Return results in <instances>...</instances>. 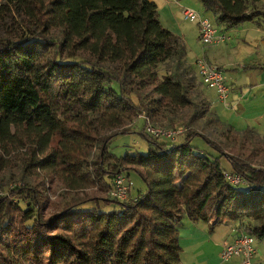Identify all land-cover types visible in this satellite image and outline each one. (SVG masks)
I'll return each instance as SVG.
<instances>
[{
    "label": "trees",
    "instance_id": "1",
    "mask_svg": "<svg viewBox=\"0 0 264 264\" xmlns=\"http://www.w3.org/2000/svg\"><path fill=\"white\" fill-rule=\"evenodd\" d=\"M199 1L223 30L264 27L262 0ZM187 55L186 41L162 24L152 0L0 4V264H183L184 218L208 223L209 231L233 222L264 239V135L236 131L206 98L193 96ZM166 63L173 67L160 76ZM242 68L264 70V63ZM183 108L220 140L190 121L172 144L147 133L145 121L146 153L111 151L138 115ZM195 136L218 155L194 145ZM130 172L146 188L126 200L70 196L46 215L47 182L107 191Z\"/></svg>",
    "mask_w": 264,
    "mask_h": 264
},
{
    "label": "crops",
    "instance_id": "2",
    "mask_svg": "<svg viewBox=\"0 0 264 264\" xmlns=\"http://www.w3.org/2000/svg\"><path fill=\"white\" fill-rule=\"evenodd\" d=\"M152 1L157 4L158 11L172 6V10L175 8L178 16L183 6L199 9L193 0ZM198 2L200 3L199 0ZM194 23L193 28L178 27L180 30L178 35L182 36L187 43L188 63L192 64L198 75L196 61L199 58H205L208 62L218 65L230 87L229 97L224 101L217 92H211L202 84L211 109L238 132L253 128L258 134L264 135V70L252 68L243 71L240 69L244 64L264 63L263 27L253 24L240 25L241 27L237 29L228 30L232 35L227 42L204 45L200 40L199 27L196 22ZM251 33L253 36L249 42L247 38ZM179 232L183 264H241V259L237 257L223 259L226 245L233 242L240 233L235 223L228 222L209 231L208 223L191 222L188 218H184L179 223ZM255 246L256 259L264 264V239H257Z\"/></svg>",
    "mask_w": 264,
    "mask_h": 264
},
{
    "label": "rangeland",
    "instance_id": "3",
    "mask_svg": "<svg viewBox=\"0 0 264 264\" xmlns=\"http://www.w3.org/2000/svg\"><path fill=\"white\" fill-rule=\"evenodd\" d=\"M7 0H0V4L5 2ZM195 2V5L197 7H199V9L195 8L197 11H200L202 14L209 16L213 19L214 22L215 18L213 16L212 12L206 11L205 8L203 7L202 3L200 4L198 2V0H193ZM262 5V6H261ZM177 6V5H176ZM185 7H189V6H185ZM258 8L264 9V1L263 3H260L258 5ZM159 15H160V19L162 24L170 29L172 32H174L175 34H178L180 32L179 28L181 27H194V22L185 19L181 13L180 16L176 15V11L175 8L172 10V6H170L169 8H163V10H159ZM254 25L255 24L253 22H246L244 24H242L241 26H250V25ZM238 26V27H241ZM179 27V28H178ZM237 29V27H235ZM234 28H231V30ZM235 29V30H236ZM264 29V27H263ZM235 33V32H234ZM232 35V34H231ZM251 36H253V34L251 33V35L247 38L248 41L250 42V38ZM264 53V51H263ZM188 63V61H187ZM190 64V63H188ZM190 69L192 70L194 76H195V80L192 81V90L191 93L194 94L193 96H199L197 98V100L199 101L200 98H206L202 89V83L200 81V77L198 75L197 70L192 66V64H190ZM173 67V63H166L163 64L159 67V75L163 76L165 73H167L168 70H170ZM196 68L197 64H196ZM241 70L245 71V69H243L242 67H240ZM204 88L210 89L207 86H204ZM211 92L215 93L217 92L215 89H210ZM194 112L193 108H183V109H177L174 111H171L170 113H167L165 115H161V116H152V115H148L146 113H142L140 115H146L150 122L152 123V125L156 126V127H160V128H168V129H176V128H182L183 132L182 135H179L175 140L170 141L168 139H160V140H168V142L175 144L177 142H180L184 139L185 137V133H186V122H190L193 123L192 126L194 129L207 134L209 137H211L214 140H220V136L219 133L215 130V128L211 127V126H207L204 121L202 120H198L197 118L193 119L192 118V114ZM140 115H138L137 117H135L134 122L132 128L134 129L133 132L130 133H126V134H119L116 135L112 142H111V151L118 154V155H124L126 153V151H140L143 153H146L149 149V142L147 141V139L145 137H143V135L141 134V131L144 129L145 126V119L143 117H141ZM172 118L175 120L174 123H171ZM173 124V126H172ZM129 126V127H131ZM174 127V128H172ZM248 134V133H247ZM247 139L249 142H251L252 140L250 139L249 135L247 136ZM192 143L196 146H198L200 149H203L204 151H207L209 153H211L212 155L217 156L218 153L213 150L208 144L207 142L200 136H195L192 139ZM221 162L222 165L224 167V169L230 171L231 169V165L229 163V161L225 158L222 157L221 158ZM126 173H124L125 175ZM6 176H9V171L5 173ZM126 176V175H125ZM128 179V195H130L129 191L131 190L132 194H137L139 192V190H144L146 188V184L144 182V180L141 178V176L139 174H137L136 172H130V176ZM18 185H22L21 182H17ZM241 186L244 184H240ZM15 184L11 183L10 188L14 187ZM70 188H68L64 183H62L60 180H58L57 178L54 179V181H49L47 182L45 188L43 189L44 193L46 196H48L49 198V204L47 206L46 209V215L51 214L52 212H55L56 208H60L63 205V202L65 201V199L70 196H75V197H79V198H83V197H106V196H110V189L108 188L107 191L102 190L98 185H93V186H82L81 188H77L74 190H70ZM29 202H31L30 200H27ZM92 205V203H91ZM94 205V204H93ZM100 206L102 208L108 209L104 206L103 202H100Z\"/></svg>",
    "mask_w": 264,
    "mask_h": 264
},
{
    "label": "built area",
    "instance_id": "4",
    "mask_svg": "<svg viewBox=\"0 0 264 264\" xmlns=\"http://www.w3.org/2000/svg\"><path fill=\"white\" fill-rule=\"evenodd\" d=\"M181 15L190 21L196 22L200 30L201 42L204 45H213L227 42L231 35L227 30L218 26L211 17L202 14L192 7L183 6ZM201 83L210 89H215L222 100H226L230 94V87L226 83L222 69L205 58H199L196 62ZM146 121V132L155 138L175 140L182 132V128L168 129L152 125L146 115H140ZM228 180L238 185L244 180L240 175L228 174ZM110 195L121 201L128 197V181L124 174H118L112 182ZM257 238L255 235L240 231L235 240L226 245L223 252V259L234 257L241 259V264H263L256 259L257 248L255 246Z\"/></svg>",
    "mask_w": 264,
    "mask_h": 264
}]
</instances>
